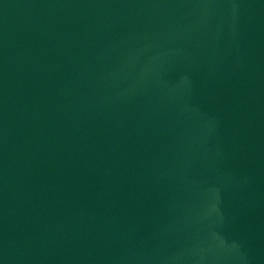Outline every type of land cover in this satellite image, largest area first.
<instances>
[{
	"label": "water",
	"instance_id": "obj_1",
	"mask_svg": "<svg viewBox=\"0 0 264 264\" xmlns=\"http://www.w3.org/2000/svg\"><path fill=\"white\" fill-rule=\"evenodd\" d=\"M264 140V0H0V264H47Z\"/></svg>",
	"mask_w": 264,
	"mask_h": 264
}]
</instances>
